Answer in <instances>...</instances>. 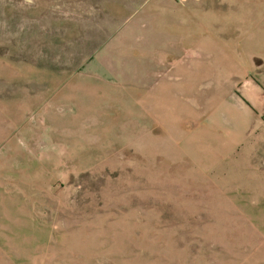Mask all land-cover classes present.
Masks as SVG:
<instances>
[{"label": "rangeland", "instance_id": "1", "mask_svg": "<svg viewBox=\"0 0 264 264\" xmlns=\"http://www.w3.org/2000/svg\"><path fill=\"white\" fill-rule=\"evenodd\" d=\"M0 264H264V0H0Z\"/></svg>", "mask_w": 264, "mask_h": 264}]
</instances>
